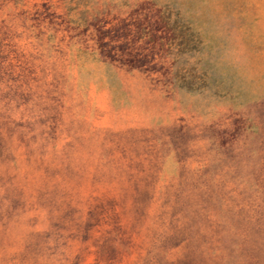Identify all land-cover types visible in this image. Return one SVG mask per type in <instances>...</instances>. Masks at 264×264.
<instances>
[{
  "label": "rangeland",
  "instance_id": "obj_1",
  "mask_svg": "<svg viewBox=\"0 0 264 264\" xmlns=\"http://www.w3.org/2000/svg\"><path fill=\"white\" fill-rule=\"evenodd\" d=\"M0 264H264V0H0Z\"/></svg>",
  "mask_w": 264,
  "mask_h": 264
},
{
  "label": "trees",
  "instance_id": "obj_2",
  "mask_svg": "<svg viewBox=\"0 0 264 264\" xmlns=\"http://www.w3.org/2000/svg\"><path fill=\"white\" fill-rule=\"evenodd\" d=\"M110 51V53H111V51H116V49H114V50H109Z\"/></svg>",
  "mask_w": 264,
  "mask_h": 264
}]
</instances>
